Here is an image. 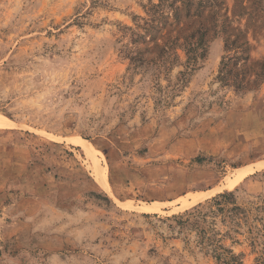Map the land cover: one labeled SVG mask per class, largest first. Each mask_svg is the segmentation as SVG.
Here are the masks:
<instances>
[{
    "label": "rangeland",
    "instance_id": "374dc122",
    "mask_svg": "<svg viewBox=\"0 0 264 264\" xmlns=\"http://www.w3.org/2000/svg\"><path fill=\"white\" fill-rule=\"evenodd\" d=\"M172 1L0 0V264H220L218 245L264 264V232H248L259 224L208 213L225 191L242 206L264 195V79L219 80L233 54L220 27L186 67ZM218 1L219 24L248 41L237 67L253 80L264 0L248 23ZM199 204L206 222L185 223Z\"/></svg>",
    "mask_w": 264,
    "mask_h": 264
},
{
    "label": "trees",
    "instance_id": "16d2710c",
    "mask_svg": "<svg viewBox=\"0 0 264 264\" xmlns=\"http://www.w3.org/2000/svg\"><path fill=\"white\" fill-rule=\"evenodd\" d=\"M176 1H180L181 6L183 7V17L186 22L184 25L185 27L180 34L181 37L178 36L172 40V44L175 45V48L178 46L184 50L186 67L191 66L190 68L193 69L197 60L204 58L206 52L205 46L208 39L217 34L218 28L220 27V32L224 35V48L228 52L233 51V54L228 56L226 60L221 63L218 76L219 80L226 82L228 79H232L233 85H235L237 89H240L257 83L259 79H264L263 63H261V70L255 72V78L253 80L245 78L247 73L244 70L247 66L244 63L240 67H237L240 59L244 61H247L248 59L246 54L248 41L246 40L244 33L239 28L237 29V32H233L225 26L224 21L219 24L217 21L218 10L215 9L219 6L218 0H199L195 5L192 4L191 0H173L170 5L173 7L175 5L174 2ZM235 1V6H239L242 11L235 13V10L233 9L232 13L235 15L237 14L240 19L245 17L247 23L250 22L252 15L256 11L261 10L262 0H246L251 4L250 7L252 9L249 11H245L246 7L244 5V0H240L238 3L237 0ZM159 5L160 3L152 5L150 8L148 22L145 21V29H147V27L153 28V22L156 19V9ZM207 7L210 8V11L206 14L204 13V9ZM179 12H181L179 7L174 6L173 17L176 20L179 18L177 16ZM159 15L164 17L160 12ZM227 19L228 16L226 15L224 20L226 21ZM178 38L182 39L180 44H177ZM167 46L168 45H165V47ZM165 47H160V53L157 57L166 56L168 53L167 49H170V46L167 49ZM129 59L132 63L141 64L143 62L141 51L136 50V55L130 56ZM186 73V71L181 72V75L183 76ZM230 76L232 78H229ZM257 198V201L252 202L251 206H242L238 204L233 192L225 191L208 201L211 202V205L208 208V213H220L221 222L223 224L228 223L236 227L241 226V224L249 223V220L251 219L252 223L259 224L260 228L258 229L255 224H249L251 227L248 232L252 233V229H255L256 233L261 231L264 232V195H259ZM202 207V204L197 205L194 208L195 211H193L195 212V215H193L194 220L192 222L190 220H186L185 223L195 225L197 224V221L206 222V212H204V214L201 213L202 210L200 208ZM218 249L222 251L220 252ZM211 254L220 264H243L241 258L235 255L231 249L225 248L221 245L216 246V248H211Z\"/></svg>",
    "mask_w": 264,
    "mask_h": 264
},
{
    "label": "bare ground",
    "instance_id": "6f19581e",
    "mask_svg": "<svg viewBox=\"0 0 264 264\" xmlns=\"http://www.w3.org/2000/svg\"><path fill=\"white\" fill-rule=\"evenodd\" d=\"M3 118H4V117H3ZM5 122H6V121H5ZM0 124H2V119H1V117H0ZM80 142H81L80 144H81L82 146H84L86 150H89V151L92 150L91 146L88 145L89 143H88L86 140L81 139ZM258 164H259V163H257V164L254 165V166H256V169H257V167H258ZM261 164H262V163H261ZM259 165H260V164H259ZM258 168H259V167H258ZM251 171H253V167H247V168L241 169V170L239 171L238 175H237L234 179H232V180L230 181L231 184L236 183V182L239 181L243 176H245L248 172H251ZM104 172H105V168H103V169L100 171V173L98 174V177H99V178H100V177L103 178V179L101 178V180L99 179V181L101 182L102 185H106V182H105V180H104Z\"/></svg>",
    "mask_w": 264,
    "mask_h": 264
}]
</instances>
